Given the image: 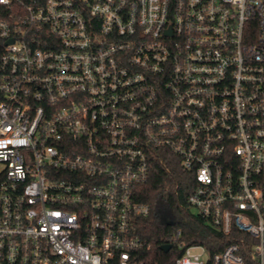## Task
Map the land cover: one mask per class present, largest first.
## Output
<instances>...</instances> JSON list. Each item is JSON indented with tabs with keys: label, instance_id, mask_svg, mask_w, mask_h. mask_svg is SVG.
Returning a JSON list of instances; mask_svg holds the SVG:
<instances>
[{
	"label": "built area",
	"instance_id": "obj_1",
	"mask_svg": "<svg viewBox=\"0 0 264 264\" xmlns=\"http://www.w3.org/2000/svg\"><path fill=\"white\" fill-rule=\"evenodd\" d=\"M155 164L174 264H264V0H0V264H153Z\"/></svg>",
	"mask_w": 264,
	"mask_h": 264
},
{
	"label": "trees",
	"instance_id": "obj_2",
	"mask_svg": "<svg viewBox=\"0 0 264 264\" xmlns=\"http://www.w3.org/2000/svg\"><path fill=\"white\" fill-rule=\"evenodd\" d=\"M181 175L178 169H173L172 175H169L160 164H155L149 180L139 187V200L149 205L151 212L149 216L139 219L137 235L149 247L147 256L153 264H174V250L164 253L161 247L170 243L173 233L179 229H182L184 239L189 244L205 245L211 253L219 252L227 245L225 237L219 231L187 211L185 189H182L181 194H176L178 183L182 184L185 179ZM166 220L173 224H166ZM232 236L248 238L236 231Z\"/></svg>",
	"mask_w": 264,
	"mask_h": 264
},
{
	"label": "water",
	"instance_id": "obj_3",
	"mask_svg": "<svg viewBox=\"0 0 264 264\" xmlns=\"http://www.w3.org/2000/svg\"><path fill=\"white\" fill-rule=\"evenodd\" d=\"M166 224H173V222L169 221V220H166L165 221ZM172 246L170 245H164L161 247V250L164 252V253H168L170 251Z\"/></svg>",
	"mask_w": 264,
	"mask_h": 264
}]
</instances>
